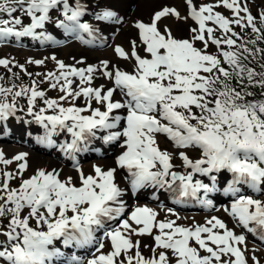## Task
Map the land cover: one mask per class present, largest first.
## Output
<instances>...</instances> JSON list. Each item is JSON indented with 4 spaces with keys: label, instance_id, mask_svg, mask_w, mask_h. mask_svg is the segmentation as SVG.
I'll return each instance as SVG.
<instances>
[{
    "label": "snow or ice",
    "instance_id": "snow-or-ice-1",
    "mask_svg": "<svg viewBox=\"0 0 264 264\" xmlns=\"http://www.w3.org/2000/svg\"><path fill=\"white\" fill-rule=\"evenodd\" d=\"M184 3L186 15L165 6L149 23L134 22L147 55L140 53L136 40L128 51L115 46L118 57L132 61L131 71L107 60L76 67L53 55L57 71L43 74V80L62 93L57 98L46 97L35 80L19 89L15 84L0 86V121L15 116L18 98L26 97L27 113L45 129L40 142L54 144L58 129L66 130L72 140L61 150L71 159L83 150L80 143L97 138V132H107L98 137L106 144L122 139L123 150L115 163L126 169L124 179L133 191L164 189L178 193L175 200L181 203L183 197H197L200 190L212 193L225 184L223 191L236 198L224 211L264 241V200L241 194L246 187L264 195V10L253 16L246 0ZM221 7L231 16L216 10ZM54 11L62 16L55 20L57 28L84 44L92 43L81 33L95 39L99 30L81 22L86 11L81 0L74 5L69 0H0V42L31 37L42 45L64 43L46 27ZM169 16L194 22L186 36L174 35L166 24L161 28L160 21ZM95 19L120 22L108 7ZM27 62L45 63L31 58ZM10 63L14 62L0 58L9 72ZM16 66L32 76L23 64ZM98 72L109 84L93 86ZM73 78L79 79L75 87ZM81 97L83 106L78 105ZM38 98L44 107L36 112ZM47 110L53 114L46 115ZM156 133L166 134L177 149L199 151L195 159L179 151L183 167L190 171L172 170L173 157L160 149ZM13 161L15 173L0 169V264H247L237 246L245 242V235L235 234L216 216L206 224L185 226L172 219L158 220L147 206L126 213V189L116 181V168L93 165L94 174L86 175L77 165V182L72 176L61 179L56 169L39 168L25 177L27 153L6 158L0 151V163ZM194 174L211 183L194 181ZM197 199L213 207L211 199ZM146 235L154 241L143 245L150 249L149 257L141 252V240L133 239ZM62 248L94 251L85 259ZM252 260L259 264L255 256Z\"/></svg>",
    "mask_w": 264,
    "mask_h": 264
},
{
    "label": "rangeland",
    "instance_id": "rangeland-1",
    "mask_svg": "<svg viewBox=\"0 0 264 264\" xmlns=\"http://www.w3.org/2000/svg\"><path fill=\"white\" fill-rule=\"evenodd\" d=\"M70 4H75V0H69ZM168 4H178L181 3L182 0H168ZM202 2H211V0H202ZM253 16H257L258 12L261 10H264V0H246ZM86 4H90V1H86ZM100 8H96V11H100ZM217 11L222 12L226 16H231V12L224 9V8H217ZM19 15V13H17ZM3 18H7L5 15ZM57 18H61L62 16L59 15L58 12H52V21L46 25L47 29L51 34L58 40L64 41V43L60 45H55L57 52L53 53L51 52V48L53 44L50 42L44 43L43 45L36 41L32 40H23L20 39L19 42L15 40V38L10 37L8 41L6 42H0V58L8 59L9 61H13L14 63H10L9 65L12 66V71L23 74L26 77H33L35 81H38V79H41L43 81V88L45 89L46 97L48 98H57L59 95H62V93L58 89H50L48 86V82L43 80V74L49 72V71H57L56 63L51 57L55 55L57 59L62 60L63 62L66 61L69 56L74 52H79L84 46L81 44V42L78 39H75L73 36L69 35L66 37V34L64 33L63 29L57 28L55 26V20ZM27 22V21H26ZM124 28V26H122ZM237 32H241L240 28L235 29ZM248 35H251L250 29L247 30ZM63 34V35H62ZM218 35L220 33H217ZM62 35V36H60ZM82 35V34H81ZM241 35H244V32H241ZM83 36V35H82ZM66 37V38H64ZM97 38V37H95ZM95 40V39H93ZM35 42V43H34ZM119 39L116 37L110 38L107 41L102 42L99 46H95L91 48V55L95 59H106L108 61H116L117 55L114 52V48L116 45H118ZM215 46L210 45L209 51L214 52ZM31 58L32 60H44L45 63L43 65H36L34 63H28L27 61ZM17 64H23L27 72L32 73V76H28L25 74L24 71H22L19 67H17ZM2 66V65H0ZM40 73L41 75L37 76L36 74ZM99 73V72H98ZM3 74V72H2ZM100 77H102L99 74ZM2 79V78H1ZM0 79V81H1ZM75 85L79 84L78 78H73ZM6 83H8V80L6 79ZM39 104H43V100H38ZM84 100L83 97L78 99V105L83 106ZM65 106H67V103H65ZM95 107H100L98 104H94ZM44 107V105H43ZM34 111L38 112V109L34 108ZM48 110L46 111V115ZM88 114V113H85ZM11 120L10 122L7 121H0V135H6L14 133L15 137L18 138H26V134H32L37 137H42L44 135L45 129L40 124H35V120L33 119V116L29 115L27 113V103L26 106H23L21 110H18L15 116L9 117ZM35 124V125H33ZM22 127V129H21ZM60 131V130H59ZM63 131V132H62ZM107 132H97V138L101 135H105ZM58 134V140H56V146L57 149L61 150V145H64L66 143H69V138H71V134L68 133L66 130H61V132H57ZM156 141L159 145L161 150L168 151L173 159V169L174 171H179L180 173H184L185 171H190V169H185L183 167V162L179 157V151H186V154L189 155L190 158H199V151L198 150H192V149H177L174 143L168 138L166 134L163 133H156ZM95 140V138H94ZM102 139L98 138V141L95 142V149L94 152L91 153L88 151L83 156H75V161H73L72 165L73 168L76 169V166L78 165L80 169L83 171L88 169L91 174H93V165H97L96 161H99V166L103 168L102 163V156H99L97 154V149L101 144ZM119 142V141H118ZM115 141L114 143H118ZM11 151L8 153H5L6 158H11L12 156L16 155L14 152L18 150L19 145H16L14 143H6ZM111 147V146H110ZM1 151V150H0ZM63 155H65L64 151L62 152ZM42 155L47 156V154L42 153ZM17 162L13 161L10 165H4L0 163V169H6L11 172H16ZM37 170V169H36ZM181 170H184V172H181ZM34 174V172H29L27 169L25 170V173L23 174L25 177H28L30 175ZM225 175H228L230 177V174L225 173ZM196 179H201L203 182L211 183L210 180L206 177L201 176L200 174H194V181ZM19 180L17 179L13 186H16L18 184ZM179 183V182H177ZM220 187V190L223 191L225 184H219L217 185ZM142 192L145 194L144 196H136V198H131L128 200H124L127 207H126V213H130L131 210L136 206H147L149 208H152L157 213V219H172L176 220L178 224L185 225V226H191V225H197V224H206V221L210 219L212 216H216L217 218L223 220L226 224V216L230 217L227 212L224 211L225 208L230 209V205L233 202V200L236 198L232 194L228 193V197L224 200H215L213 198V203L215 206L211 207L210 210H206L201 203L199 208H188L186 210L178 209L177 207L170 206L168 204H165L162 202L161 195L159 194V191L154 190L153 188H145L142 190ZM241 194L244 195H252L256 199H262L264 200V195H261L260 193L253 192L250 189L242 188ZM153 196L158 198V200L153 199ZM165 196L163 195L162 198ZM208 198V197H205ZM160 199V200H159ZM168 209H172V212L170 213ZM124 218H127L125 215ZM232 221H235L232 217H230ZM242 229V228H240ZM239 228H234L233 232L240 231ZM158 231V230H155ZM222 231V230H221ZM102 237V233L99 234ZM135 239L141 240V252L145 257H149L152 255L150 249L144 248V244H153L152 243V237L150 236H143V237H134ZM242 249L244 252V256L247 260V264H255V262L252 260V257L255 256L259 264H264V241L262 243L257 242L256 238L254 237L253 233L246 235L245 242L243 244L237 245ZM107 250V249H106ZM65 251H68L69 254L74 251V249L66 248ZM94 251V249H93ZM88 253V257L91 256L92 252ZM159 251V250H157ZM78 254V253H77ZM134 254V253H133ZM204 252L201 250V255H203ZM79 255V254H78ZM227 259V257H224ZM234 259V257H233Z\"/></svg>",
    "mask_w": 264,
    "mask_h": 264
},
{
    "label": "bare ground",
    "instance_id": "bare-ground-1",
    "mask_svg": "<svg viewBox=\"0 0 264 264\" xmlns=\"http://www.w3.org/2000/svg\"><path fill=\"white\" fill-rule=\"evenodd\" d=\"M86 1H90V4H86ZM168 0H81V3H83L86 6L85 14L81 17V22H88L92 24L95 28H97L99 31L95 34V40H92V38L88 39L86 36H83L85 40H92L91 44H84L81 41V44L84 46L79 52L74 51L69 58L64 61L66 64L73 65L76 67H87L89 64L97 65L102 60L106 59H95L91 55V48L95 46H99L102 42L109 40L110 38L116 37L119 39V44L122 47L125 48L126 51L130 48V42L133 40H136L139 46V51L142 55H147L143 52V45L139 42V34L138 29L134 27V22L139 20L143 21L145 23H149L151 20V16L154 14L155 11L161 10L163 7H175L181 15H186V7L184 0H182L181 3L178 4H168ZM71 5H74L71 3ZM100 8L101 10L105 7L110 8L111 10L115 11L117 13L118 18H120V22L117 23L115 21H100L95 19V15L99 13L100 11H96V8ZM191 20H189L187 23L181 20H177L175 17H166L162 18L160 21V26L163 28V26L166 24L168 25L173 34L180 37V36H186L187 35V29L189 24H193ZM211 23V22H209ZM124 26V28H122ZM63 35V34H62ZM60 35V36H62ZM69 35H66L68 37ZM64 37V38H66ZM31 41V40H30ZM39 41H36L38 43ZM35 43V42H34ZM56 46L53 45L51 48V52L56 53L57 49ZM82 61V62H81ZM108 61V60H107ZM110 65L115 64L119 66L122 69L131 71L132 61L124 60L117 56L116 61H109ZM97 78L93 80V86H99L100 84H109V82L106 80V78L100 77L99 73L96 74ZM110 86V85H109ZM116 98H120L117 94ZM123 114V113H121ZM37 124V123H35ZM33 124V125H35ZM22 129V127H21ZM58 132V131H57ZM61 132V131H60ZM63 132V131H62ZM107 134V133H106ZM105 134V135H106ZM40 137L34 136L32 134H26V138H18L15 137L14 133L0 135V150L4 153H8L11 151L10 147L6 143H14L16 145H19L18 150H16L14 153L18 154L21 152L27 153V163L28 168L27 170L29 172H35L36 169L44 168L46 170H52L56 169L61 173V179H64L68 176H72L74 179L78 182V172L76 171L74 166L72 165L73 161L75 159H71L66 154H62V150H58L56 144V140H58V134L54 135L52 139L54 140V144H47V143H41L39 140ZM72 137L69 138V143H71ZM98 141V138H91L86 144L85 142L80 143L82 151L76 152L73 155H76L78 157L83 156L85 153L90 151L91 153L94 152L95 149V142ZM119 141V142H118ZM118 143H104L102 140L100 146L97 149V154L99 156H102L103 160V168H116V181L120 184L122 188H125V194L123 199L128 200L131 198H136V196H144L145 194L142 192L143 189L138 191H133L128 184V181L124 179V177L127 175L126 169H120L118 165H116V157L121 154L122 152V139L118 140ZM111 146V147H110ZM42 153L47 154V156L42 155ZM96 164L99 166V161H96ZM86 175L91 174V172L88 171V169L83 171ZM181 172H184V170H181ZM94 174V173H93ZM206 183V182H205ZM208 183V182H207ZM219 185V184H218ZM153 188V187H148ZM154 190L159 191V194L161 195V199L163 200L165 204L168 205H174V201L170 199V192L164 189H156ZM228 193H225L224 191L220 190V187L217 186V191L208 193L207 197L208 199L213 200H224L228 197L226 195ZM163 195L165 196L164 198ZM201 198V196H198ZM153 199L158 200L155 196H153ZM160 200V199H159ZM198 199L196 202L193 203L197 204ZM213 206L215 204L213 203ZM226 225L234 230V228H242L235 234H243L248 236L251 232H248L247 229H244L243 226L238 225L236 221H232L230 217L226 216ZM253 226L250 224V227ZM152 243H154L152 239ZM59 246V245H58ZM66 248H62L63 251H65ZM71 250L74 248H70ZM76 253H78L81 257H84L85 259L88 258V253L93 251V249H74ZM68 252V251H65Z\"/></svg>",
    "mask_w": 264,
    "mask_h": 264
},
{
    "label": "trees",
    "instance_id": "trees-1",
    "mask_svg": "<svg viewBox=\"0 0 264 264\" xmlns=\"http://www.w3.org/2000/svg\"><path fill=\"white\" fill-rule=\"evenodd\" d=\"M8 67H10L12 69V66L9 65ZM2 72H3V74H2ZM13 73L17 74V76L14 77ZM0 79H1L0 86L12 87L13 84H15L17 89H19V87L21 85L31 86L32 81L34 80L33 77H26L25 75L16 73L14 71L9 72L8 69L5 68L4 66H0ZM6 79L8 80V83H6ZM36 82H37L39 88L41 90L45 91V89L43 88V81L41 79H38V81H36ZM10 99H11V97H9V100ZM38 100H39V98L37 99L34 108L35 109L37 108L39 111V109L41 107H43V104H41V103L39 104ZM26 103H27L26 97L18 98V100H17L18 109L21 110L23 106H26ZM48 113L53 114L52 110H48L47 114Z\"/></svg>",
    "mask_w": 264,
    "mask_h": 264
}]
</instances>
